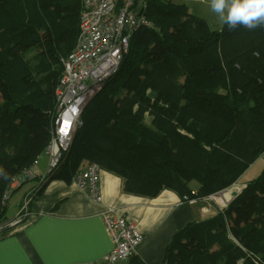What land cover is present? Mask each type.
I'll list each match as a JSON object with an SVG mask.
<instances>
[{"label":"trees","instance_id":"1","mask_svg":"<svg viewBox=\"0 0 264 264\" xmlns=\"http://www.w3.org/2000/svg\"><path fill=\"white\" fill-rule=\"evenodd\" d=\"M146 4L150 26L131 34L48 178L72 180L94 164L120 176L124 192L200 200L264 153V26L214 31L184 4ZM81 10L82 0H0V225L7 197L46 155ZM240 261L264 264V167L228 207L183 226L162 264Z\"/></svg>","mask_w":264,"mask_h":264},{"label":"crops","instance_id":"2","mask_svg":"<svg viewBox=\"0 0 264 264\" xmlns=\"http://www.w3.org/2000/svg\"><path fill=\"white\" fill-rule=\"evenodd\" d=\"M41 157L19 188L26 189L22 201L26 199L27 209L1 225L0 264H97L112 248L101 219L108 208L140 229L136 259L162 264L171 238L183 226L215 214L201 202H184L171 189L156 197L124 192L120 176L103 168L98 182L102 200L96 203L72 180L49 181L48 158L44 155L42 166Z\"/></svg>","mask_w":264,"mask_h":264},{"label":"built area","instance_id":"3","mask_svg":"<svg viewBox=\"0 0 264 264\" xmlns=\"http://www.w3.org/2000/svg\"><path fill=\"white\" fill-rule=\"evenodd\" d=\"M146 7V0H121L120 4H117V0H82L76 45L62 61L63 71L55 90L58 107L45 153L48 158L47 175L59 165L63 153L69 150L87 104L102 89L104 81L118 70L124 55L128 53L131 34L150 26L145 15ZM99 170L97 165H88L72 179L96 203L102 200L98 186ZM18 186L17 180L11 185L12 188ZM207 198L212 200L211 196ZM229 199L231 196H228L226 203ZM183 201L189 204L197 202L186 197H183ZM26 207L27 203L24 211ZM101 219L112 248L97 264L129 261L143 240L140 229L118 216L113 208L105 209Z\"/></svg>","mask_w":264,"mask_h":264},{"label":"rangeland","instance_id":"4","mask_svg":"<svg viewBox=\"0 0 264 264\" xmlns=\"http://www.w3.org/2000/svg\"><path fill=\"white\" fill-rule=\"evenodd\" d=\"M173 3L176 4H184L189 12V14L201 19L211 30L214 31H221L225 28V24H223L219 17L213 13L210 9L208 0H171ZM228 30V27L226 28ZM75 134L73 135L74 139ZM72 139V143H73ZM69 152V151H68ZM46 160L45 157L42 155L40 159V165H45ZM40 166V167H42ZM264 167V153L260 155V157L251 164L240 176V178L233 183L230 187L220 190L219 192L210 195L212 197V200H208L207 197L197 200L198 202H201L203 204V208L206 210H215V214L217 212L222 211L223 207H228L229 204L232 202V200L239 195L244 189L243 187L247 186L251 181H253L255 178L258 177V175L261 173L262 169ZM192 186V193L196 194L198 191V185L197 182L193 181L191 183ZM26 189H18L11 193L9 196L8 202H7V208L4 213V220L9 221L12 218H14L16 215H18L20 212L24 211L25 201L23 199V194ZM228 196H231V199H229V202L226 203ZM19 202V203H18ZM27 209V207H26ZM204 211L206 212V210ZM2 229L0 225V230ZM236 264H243L242 261L236 263ZM256 264H262L261 261L257 262Z\"/></svg>","mask_w":264,"mask_h":264},{"label":"clouds","instance_id":"5","mask_svg":"<svg viewBox=\"0 0 264 264\" xmlns=\"http://www.w3.org/2000/svg\"><path fill=\"white\" fill-rule=\"evenodd\" d=\"M210 9L229 30L264 26V0H208Z\"/></svg>","mask_w":264,"mask_h":264}]
</instances>
